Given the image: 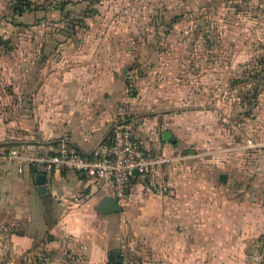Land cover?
Returning a JSON list of instances; mask_svg holds the SVG:
<instances>
[{
	"label": "crops",
	"instance_id": "1",
	"mask_svg": "<svg viewBox=\"0 0 264 264\" xmlns=\"http://www.w3.org/2000/svg\"><path fill=\"white\" fill-rule=\"evenodd\" d=\"M12 12L19 24L29 14ZM103 37L115 43L41 55L31 104L40 137L54 144L65 137L88 153L114 124L133 118L137 138L171 157L155 174L165 190L137 180L119 201L121 210L106 213L97 206L107 194L89 174H45L41 192L39 174L24 166L19 171L27 174L12 179L10 189L12 216L20 214L24 227L5 242L16 254L5 264H264V118L256 129L260 141L241 144L235 135L237 143L219 145L207 110L181 111L180 100L130 93L124 38ZM167 131L175 142L163 137Z\"/></svg>",
	"mask_w": 264,
	"mask_h": 264
},
{
	"label": "rangeland",
	"instance_id": "2",
	"mask_svg": "<svg viewBox=\"0 0 264 264\" xmlns=\"http://www.w3.org/2000/svg\"><path fill=\"white\" fill-rule=\"evenodd\" d=\"M15 7L30 8L22 24L13 16ZM112 34L123 36L131 55L124 74L137 99L148 101L155 93L180 100L181 111L207 110L206 120L219 126L221 146L261 140L256 129L264 118V0H0V264L16 255L5 242L24 227L18 226L20 214L12 216L10 189L11 180L27 172L19 171L9 151L54 144L40 137L31 105L40 57L106 47L115 42L103 36ZM242 154H235L237 162ZM159 183L154 175L144 184Z\"/></svg>",
	"mask_w": 264,
	"mask_h": 264
},
{
	"label": "built area",
	"instance_id": "3",
	"mask_svg": "<svg viewBox=\"0 0 264 264\" xmlns=\"http://www.w3.org/2000/svg\"><path fill=\"white\" fill-rule=\"evenodd\" d=\"M9 156L18 159L20 171L27 166L40 174L67 170L87 173L95 188L118 201L129 196L135 181L151 182L157 170L171 160L137 138L133 118L114 124L108 136L88 153L80 152L64 137L49 148L36 151L11 149ZM158 190L164 191L165 185L159 184Z\"/></svg>",
	"mask_w": 264,
	"mask_h": 264
},
{
	"label": "water",
	"instance_id": "4",
	"mask_svg": "<svg viewBox=\"0 0 264 264\" xmlns=\"http://www.w3.org/2000/svg\"><path fill=\"white\" fill-rule=\"evenodd\" d=\"M163 137L167 140H172L173 142H175V139L174 138H171V132L170 131H167L164 133ZM220 178L222 180H225L226 179V174L225 173H222L220 175ZM37 182L40 184V191L43 192L45 191V186L43 185L44 182H45V174H39L36 178ZM97 209L101 212H106V213H109V212H116V211H120L121 210V206L119 204V201L113 196V195H110V194H107L105 195L102 200L100 201V203L98 204L97 206ZM263 251H264V240L261 244V249H260V256L263 254Z\"/></svg>",
	"mask_w": 264,
	"mask_h": 264
},
{
	"label": "trees",
	"instance_id": "5",
	"mask_svg": "<svg viewBox=\"0 0 264 264\" xmlns=\"http://www.w3.org/2000/svg\"><path fill=\"white\" fill-rule=\"evenodd\" d=\"M27 9H30L29 7H15L14 8V11L17 13V14H21L22 12H24L25 10H27ZM256 89V88H255ZM256 97V96H255ZM254 96H253V98H255ZM255 103L256 102H250L249 104L250 105H255ZM249 109H251V108H249ZM248 114H250V111L248 110V113H247V115ZM31 171H33V172H35L36 174H40V171L39 170H37V169H35V168H31Z\"/></svg>",
	"mask_w": 264,
	"mask_h": 264
}]
</instances>
